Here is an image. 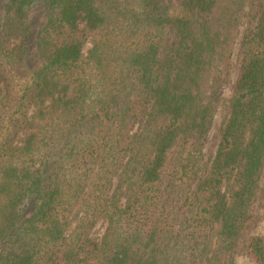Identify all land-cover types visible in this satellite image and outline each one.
Returning a JSON list of instances; mask_svg holds the SVG:
<instances>
[{
	"label": "trees",
	"instance_id": "16d2710c",
	"mask_svg": "<svg viewBox=\"0 0 264 264\" xmlns=\"http://www.w3.org/2000/svg\"><path fill=\"white\" fill-rule=\"evenodd\" d=\"M263 173L264 0H0V264H264Z\"/></svg>",
	"mask_w": 264,
	"mask_h": 264
},
{
	"label": "rangeland",
	"instance_id": "374dc122",
	"mask_svg": "<svg viewBox=\"0 0 264 264\" xmlns=\"http://www.w3.org/2000/svg\"><path fill=\"white\" fill-rule=\"evenodd\" d=\"M88 47L89 46H87V48ZM229 94H230V91H226L225 92V96L226 97H228ZM216 119H217L216 124H215V126H214V128H213V130L211 132V135H210V143L207 145V152L208 153L214 152L215 148H216V146L214 144V142H215L214 135H215L216 129H217L218 125H219V122L221 121L219 115L217 116ZM260 188H262V189H260L261 192L263 191L262 192L263 197L261 198V201H262V204L264 205V173H263V177H262V179L260 181ZM261 211H262V213H264V208L261 209ZM104 228H105L104 224H99L97 226V228L95 229V231L93 232L94 236L95 237L101 236V234H103V232H104ZM256 234L264 235V221L261 222V224L257 228ZM236 259H237L236 264H253L251 261L246 259V257H244V256H240V257H238Z\"/></svg>",
	"mask_w": 264,
	"mask_h": 264
}]
</instances>
